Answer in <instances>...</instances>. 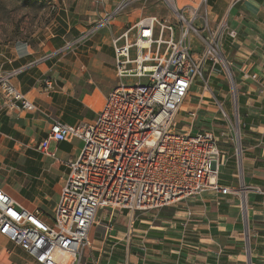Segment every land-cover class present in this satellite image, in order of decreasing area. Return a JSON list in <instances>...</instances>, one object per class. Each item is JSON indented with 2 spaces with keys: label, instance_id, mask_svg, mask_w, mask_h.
<instances>
[{
  "label": "crops",
  "instance_id": "0c3cea01",
  "mask_svg": "<svg viewBox=\"0 0 264 264\" xmlns=\"http://www.w3.org/2000/svg\"><path fill=\"white\" fill-rule=\"evenodd\" d=\"M120 1L54 0L55 8L50 1L51 17L41 23L31 43L14 37L8 15L3 16L0 69L17 71L13 83L38 109L0 115V186L23 207L41 211L48 222L54 218L69 173L65 163L80 153L82 141L51 142L49 150L54 157L39 151L37 146L48 137L52 123L40 109L67 124L94 119L119 81L113 37L143 16L173 19L169 10L162 12V0H139L111 26L76 45L81 34ZM198 2L174 0L178 8ZM207 11L210 26L226 20L232 32L226 35L222 50L236 72L244 132L241 156L233 161L232 152L228 153L221 172L228 171L229 176L222 175L221 180L239 188L235 183H241V178L235 179V171L239 174L242 170L241 193H207L196 197L191 206L176 204L175 211L166 208L161 216L146 212L133 218V212L101 208L89 234L91 244L84 252L83 264H264V94L259 92L264 85V0H209ZM202 23V19L196 21L197 26ZM245 71L256 74L258 80H245ZM221 74L214 77L221 78ZM45 79H54L53 90L46 89ZM219 81L216 85L223 86ZM241 189L246 192L243 198ZM245 212L250 221L248 235L242 230ZM186 219L189 223L184 228ZM0 264L37 263L0 232Z\"/></svg>",
  "mask_w": 264,
  "mask_h": 264
},
{
  "label": "built area",
  "instance_id": "2783aa9c",
  "mask_svg": "<svg viewBox=\"0 0 264 264\" xmlns=\"http://www.w3.org/2000/svg\"><path fill=\"white\" fill-rule=\"evenodd\" d=\"M49 1L55 8L54 0ZM138 1L121 0L76 42L111 26ZM162 1L173 19L143 16L113 37L119 81L94 119L67 124L40 109L52 123L48 137L37 146L39 151L54 157L51 142L82 141L80 153L65 163L69 173L53 220L48 222L41 211L23 207L0 186V232L37 264H83L101 208L146 212L207 193H241L221 180L225 160L219 136L212 130L193 129L198 108L188 112L190 128L177 129V116L195 85L211 93L223 119L231 121L210 79L217 72L225 73L236 94L233 63L222 50L226 35L232 32L226 20L210 26L209 0L185 8H178L174 0ZM200 19L203 23L197 26ZM16 73L0 69V115L38 109L13 83ZM242 75L245 80H258L250 71ZM132 79L133 83L125 82ZM45 87L53 90L54 79H45ZM259 92L264 94V85ZM199 97L200 105L204 94ZM236 137L240 139V132ZM188 219L183 220L184 228Z\"/></svg>",
  "mask_w": 264,
  "mask_h": 264
},
{
  "label": "rangeland",
  "instance_id": "374dc122",
  "mask_svg": "<svg viewBox=\"0 0 264 264\" xmlns=\"http://www.w3.org/2000/svg\"><path fill=\"white\" fill-rule=\"evenodd\" d=\"M46 4H36V5H27L24 2L19 0H0V31L5 34L4 32V15H8L7 22L11 24V32H13L14 37H22L24 38L25 42L31 43L34 41V39L38 35L39 27H41V23L43 21H47L50 19V10L49 6L51 2L49 0H45ZM138 2L132 4L129 6L123 13H126V11H130L135 5H137ZM164 6L162 9V12L167 14L168 8L166 6V3L164 2ZM44 6L46 9H44ZM121 13V14H123ZM120 14V15H121ZM119 15V16H120ZM113 22V21H112ZM85 40V39H84ZM78 45V43L76 44ZM71 49V47L69 48ZM209 72V68H208ZM218 73V72H217ZM221 78L211 76L210 82L211 85L214 88V92L216 94V98L219 100H226V103L229 105V114H230V122H226L223 119V116L220 114V111L218 110L216 101L212 98L211 93L208 91H203L198 86H194L191 92L189 93L185 104L182 106V110L178 114V130L189 129L191 125V116L188 115L189 111H193L197 109V106H199L200 103V97L204 94L203 102L201 103V107L198 108L197 117L194 120L193 123V129L194 130H212L216 133L217 136H219V144L221 145L223 149V155H225L224 159L225 163H227L226 156L228 153L232 152L231 160H236L237 157L241 156V144L243 142V138L240 137V139L236 137V133L239 130L240 134L244 132L241 119H242V107L240 105V87L238 85V80L236 78V72L234 70V85H235V92L233 86L230 84V81L228 80L225 73L222 72ZM220 79L219 82H221L220 85L223 86H217L216 83ZM126 83H133L134 80H125ZM237 100V104H234L235 99ZM103 101V96L101 97L100 101L98 102V109ZM235 109V110H234ZM239 123V126L238 124ZM223 171V169H222ZM235 173L237 176L235 177L236 180H239V175L241 178V183L236 181V185L239 188H243V175L242 170L238 174L236 171ZM221 176L227 177L229 175L228 171L226 173L222 172L220 173ZM196 197H191L186 201L178 202V205H181L183 203H187L189 206H191L192 201L195 202ZM175 206V205H174ZM173 205L164 206L161 209L156 210H147L146 212H154L153 214L157 213L160 216L162 215L161 211L165 210L166 208H172V211L176 210L177 207L174 209ZM141 211L134 212L133 218L137 217H143V213ZM244 216V224H243V232H246L248 235V230L250 226V221L247 218L245 220ZM247 247H249V240L247 242Z\"/></svg>",
  "mask_w": 264,
  "mask_h": 264
},
{
  "label": "trees",
  "instance_id": "16d2710c",
  "mask_svg": "<svg viewBox=\"0 0 264 264\" xmlns=\"http://www.w3.org/2000/svg\"><path fill=\"white\" fill-rule=\"evenodd\" d=\"M19 1H21V0H19ZM22 2H24L27 5L41 4V6H42L43 4H46L45 0H22Z\"/></svg>",
  "mask_w": 264,
  "mask_h": 264
},
{
  "label": "bare ground",
  "instance_id": "6f19581e",
  "mask_svg": "<svg viewBox=\"0 0 264 264\" xmlns=\"http://www.w3.org/2000/svg\"><path fill=\"white\" fill-rule=\"evenodd\" d=\"M238 135H239V130H238ZM241 190H242V189H241ZM244 192H245V190H242V198H243V193H244ZM245 193H246V192H245ZM244 216H245V218L247 219V214H246V212H245V215H244ZM246 219H245V220H246Z\"/></svg>",
  "mask_w": 264,
  "mask_h": 264
}]
</instances>
